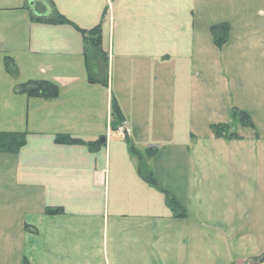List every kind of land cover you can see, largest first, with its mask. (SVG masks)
I'll list each match as a JSON object with an SVG mask.
<instances>
[{
  "label": "crops",
  "instance_id": "crops-1",
  "mask_svg": "<svg viewBox=\"0 0 264 264\" xmlns=\"http://www.w3.org/2000/svg\"><path fill=\"white\" fill-rule=\"evenodd\" d=\"M54 9L69 23L39 20ZM98 25L106 86L82 34ZM228 123L241 139L215 137ZM0 132L26 136L0 152V264H264V0H0Z\"/></svg>",
  "mask_w": 264,
  "mask_h": 264
},
{
  "label": "trees",
  "instance_id": "trees-1",
  "mask_svg": "<svg viewBox=\"0 0 264 264\" xmlns=\"http://www.w3.org/2000/svg\"><path fill=\"white\" fill-rule=\"evenodd\" d=\"M55 8V7H54ZM45 22H54V23H69V20L61 15L56 9H54V14L48 18L39 19ZM229 25L227 24H218L214 25L211 28L212 35L214 37L215 44L217 47L221 48L229 38ZM85 41V53L87 58V66L90 71V81L93 83H100L103 85H108V77L106 74V61L107 57L105 52L102 49V26L98 25L97 27L91 30H82ZM93 61L101 67L102 74H96L92 71ZM7 70L10 74L16 75L17 69L16 65L12 59H7L6 62ZM17 91L20 93H25L30 97H41L48 100L55 99L59 96V87L56 84H53L48 81H29L17 86ZM113 116L116 121L113 125V128H116L120 123H122L121 113L116 104H113ZM232 116L235 120L240 122L243 126H248L255 128V125L245 111L240 110L237 107L232 108ZM211 130L215 137L218 138H227V139H241L238 133L233 130V124H213ZM61 143H79L80 140L71 138L69 136H60L57 139ZM26 141L25 134L22 133H7L0 132V152H17ZM140 173L143 178L149 183L155 184L154 174L150 168L146 165V162L141 160L140 164ZM167 202L169 207L173 210L174 214L179 217H184L187 215L185 209L180 205V203L173 197L167 195ZM263 259V258H262ZM253 262V261H251Z\"/></svg>",
  "mask_w": 264,
  "mask_h": 264
},
{
  "label": "built area",
  "instance_id": "built-area-1",
  "mask_svg": "<svg viewBox=\"0 0 264 264\" xmlns=\"http://www.w3.org/2000/svg\"><path fill=\"white\" fill-rule=\"evenodd\" d=\"M130 129L127 126L126 122H122L115 128V133L118 134L121 138H126L130 134ZM249 264H257L256 262H250Z\"/></svg>",
  "mask_w": 264,
  "mask_h": 264
},
{
  "label": "rangeland",
  "instance_id": "rangeland-1",
  "mask_svg": "<svg viewBox=\"0 0 264 264\" xmlns=\"http://www.w3.org/2000/svg\"><path fill=\"white\" fill-rule=\"evenodd\" d=\"M93 63H94V61H93ZM111 131H114V130H113V127H112ZM238 132H239V133H243L242 130H238Z\"/></svg>",
  "mask_w": 264,
  "mask_h": 264
}]
</instances>
